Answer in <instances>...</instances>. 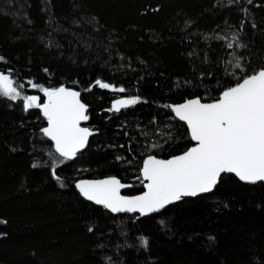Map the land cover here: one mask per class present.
Listing matches in <instances>:
<instances>
[{
	"label": "trees",
	"instance_id": "16d2710c",
	"mask_svg": "<svg viewBox=\"0 0 264 264\" xmlns=\"http://www.w3.org/2000/svg\"><path fill=\"white\" fill-rule=\"evenodd\" d=\"M0 57L22 96L80 91L97 133L65 161L40 109L0 97V264H264L262 183L224 175L213 193L149 217L113 213L76 187L115 177L139 194L147 156L191 148L165 106L214 102L264 68V0H0ZM132 97L147 102L108 111Z\"/></svg>",
	"mask_w": 264,
	"mask_h": 264
},
{
	"label": "snow or ice",
	"instance_id": "6c2138e0",
	"mask_svg": "<svg viewBox=\"0 0 264 264\" xmlns=\"http://www.w3.org/2000/svg\"><path fill=\"white\" fill-rule=\"evenodd\" d=\"M232 46L231 43L227 45L229 48ZM0 62L6 63L3 57H0ZM236 67L245 71L239 63ZM28 83L33 88L38 87L31 81ZM95 84L112 92L127 91L99 79ZM23 87L11 77L10 72H0V97L10 101L23 100L26 112L40 109L47 121V127L42 129L43 135L54 142L55 152L65 161L75 158L93 135L89 128L81 127V122L87 121L89 116L80 92L65 87H40L46 97V102L41 104L38 96H22L20 89ZM87 90L91 91V88ZM141 102L147 101L140 97L117 99L108 111L120 112ZM165 107L187 125L195 146L166 160L147 156L138 177L146 189L142 195H121V189L130 185L113 177L77 183L76 187L86 200L113 213L138 212L146 216L160 212L185 197L213 192L222 174H234L246 184L264 182V68L252 71L235 86L226 88L215 102L202 103L200 98H194ZM33 167L37 165L33 164ZM52 175L60 179L55 167ZM208 239L214 240L213 237ZM141 244L146 248L147 239L141 238Z\"/></svg>",
	"mask_w": 264,
	"mask_h": 264
},
{
	"label": "water",
	"instance_id": "95a60500",
	"mask_svg": "<svg viewBox=\"0 0 264 264\" xmlns=\"http://www.w3.org/2000/svg\"><path fill=\"white\" fill-rule=\"evenodd\" d=\"M241 82V81H240ZM65 88H67V89H69V90H73V91H78V90H76V89H74V88H68V87H65ZM78 92H80V91H78ZM80 99H81V92H80ZM81 101H82V99H81ZM83 102V101H82ZM202 102V101H201ZM215 102V101H214ZM84 103V102H83ZM202 103H212V102H202ZM88 107V106H87ZM87 115H88V112H87ZM81 127H87V128H89L90 129V131H92L93 132V135L92 136H90L89 137V139H88V144H87V146L84 148V149H82L80 152H78L77 153V155H76V157L78 156V155H80L87 147H88V145H89V142H90V139L93 137V136H95L97 133L95 132V131H93L91 128H90V126H89V119L87 120V121H82L81 122ZM48 139V138H47ZM49 140V139H48ZM49 141H51V140H49ZM193 142V146H195V142L194 141H192ZM51 143L54 145V142L53 141H51ZM192 146V147H193ZM54 147H55V145H54ZM183 154V153H182ZM181 155V154H180ZM178 156V155H177ZM75 157V158H76ZM175 157V156H174ZM171 158H173V157H171ZM74 159V158H73ZM157 159H163V158H157ZM170 159V158H169ZM166 160V159H165ZM224 175H232V176H234V174H222V176H224ZM221 176V177H222ZM235 177V176H234ZM110 178H113V177H110ZM115 178V177H114ZM237 178V177H236ZM105 179H109V178H105ZM105 179H99V180H105ZM116 179H118V178H116ZM238 179V178H237ZM118 180H120V179H118ZM88 181H96V180H88ZM238 181H240L239 179H238ZM120 182L122 183V184H126V185H130V187H126V188H123V189H121V195H123V196H127L126 195V193H129L131 190H132V188H133V185L132 184H127V183H123L121 180H120ZM241 183H243V184H245V185H249V186H254V185H257V184H260V183H262V184H264V182H259V183H257V184H246V183H244V182H242V181H240ZM146 183V182H145ZM219 183H220V181L218 182V184H217V186H216V188L218 187V185H219ZM215 188V189H216ZM215 189L213 190V192L215 191ZM146 191V189L143 187V191L141 192V193H139V194H136V195H133V196H127V197H135V196H139V195H142L144 192ZM213 192H211V193H213ZM211 193H207V194H201L200 196H197V197H185V198H183L182 200H184V199H195V198H198V197H202V196H205V195H209V194H211ZM181 200V201H182ZM181 201H178V202H176V203H174V204H171V205H168L166 208H164V209H162L160 212H156V213H150V214H148V215H146V216H142V217H149V216H154V215H158V214H160V213H162L163 211H165L168 207H170V206H173V205H176V204H178L179 202H181ZM93 202V201H92ZM99 206H102V205H99ZM103 207V206H102ZM116 214H120V215H139V216H141L138 212H135V213H130V212H121V213H116Z\"/></svg>",
	"mask_w": 264,
	"mask_h": 264
},
{
	"label": "flooded vegetation",
	"instance_id": "af4514ba",
	"mask_svg": "<svg viewBox=\"0 0 264 264\" xmlns=\"http://www.w3.org/2000/svg\"><path fill=\"white\" fill-rule=\"evenodd\" d=\"M126 195H127V196H133V195H130V194H128V193H126Z\"/></svg>",
	"mask_w": 264,
	"mask_h": 264
},
{
	"label": "rangeland",
	"instance_id": "374dc122",
	"mask_svg": "<svg viewBox=\"0 0 264 264\" xmlns=\"http://www.w3.org/2000/svg\"><path fill=\"white\" fill-rule=\"evenodd\" d=\"M19 100V99H18Z\"/></svg>",
	"mask_w": 264,
	"mask_h": 264
}]
</instances>
